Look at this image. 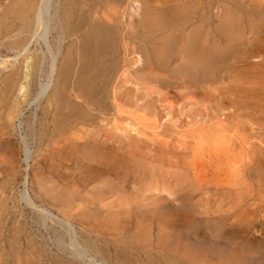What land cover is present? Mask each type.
Listing matches in <instances>:
<instances>
[{
    "label": "rangeland",
    "instance_id": "374dc122",
    "mask_svg": "<svg viewBox=\"0 0 264 264\" xmlns=\"http://www.w3.org/2000/svg\"><path fill=\"white\" fill-rule=\"evenodd\" d=\"M90 1L49 0L48 12L52 17L49 16L48 37L50 50L55 56V68L46 94L37 101H34L35 92L50 74L51 58L47 48L41 41L32 39L28 51L14 50L8 41L17 35H27L26 31L17 33V30H12L5 37L0 29V90L5 87L4 81L11 73L18 70L20 75L13 87L17 91H12L9 97L5 88L2 89L4 94L0 92V264L83 263L72 256L65 229L58 227L59 224L50 218L44 221L37 210L21 199L20 190L23 188L36 204L71 222L78 242L81 241L82 246H87V243L93 246L88 247L90 253L99 259L107 258L110 264H264V53H261L264 52V0H237L240 3L237 6L231 5L234 0L225 2L226 8H240L241 11L236 13L241 21L237 20L238 30L229 38V46L224 51L227 57L224 60L226 66H222V80L214 77L216 66H213L212 77L204 88L195 84L191 86L189 82L183 84L182 74L174 63L160 67L137 66L136 56L140 54L143 59H149L151 46L155 40L158 41V38H153L156 33L144 30L147 27L143 25L142 30H138L141 25L136 27L133 23L131 17L137 15L134 18H138L141 0L140 3L139 0H126V4L130 3H123L124 7L112 4L109 8V4L99 5L96 0ZM213 1L210 2L214 4V12L218 3ZM67 2L74 10L68 36L58 27L61 20L57 18ZM31 3L35 0H0V28L8 23L6 20L11 21L12 28H15V23L19 24L15 19L16 8L29 7ZM253 4L263 11L251 10ZM90 5L96 7L95 13ZM124 8L125 11L122 10ZM122 14L123 17L120 16ZM248 17L253 23L246 25ZM116 19L124 28L121 34L126 36L119 35L118 52L103 58L98 49L91 57L79 54L75 45L71 51L68 50L72 41L80 40L81 35L87 33V23L95 20L97 23L101 20L111 23ZM208 21L214 27L217 19L213 17ZM73 22L81 23L83 29H72ZM135 32L140 39L128 35ZM85 36L84 40L90 42ZM142 37L145 39L141 40ZM252 38L258 42L253 46L256 49L250 47ZM245 49L249 56L242 55H246ZM242 50L240 56L238 51ZM124 54L126 58L122 57ZM161 59L163 62L166 60ZM117 60L119 66H111ZM27 63L33 68H26ZM67 68L72 71L69 76H65ZM26 70L30 74L24 77ZM237 71L239 73H234ZM80 76L87 78L86 84ZM250 79H254L255 85ZM248 80L249 84H246ZM60 84L68 86L73 102L86 106L80 110L79 138L67 102L61 109L62 113L57 111L61 115L53 118L57 103L52 101V92ZM242 88L246 91L249 88V97H244L247 93ZM203 92L210 98H202ZM243 99L249 104H244ZM15 100L21 114L4 117L10 111L8 105ZM103 103L108 104L109 113L103 110ZM48 108L51 110L49 113L46 112ZM8 121H13V124L8 125ZM54 123H57L56 127ZM76 139L82 143L81 148L76 149L73 145ZM25 145L29 151L26 162L23 160ZM98 153L99 158L92 159ZM60 242L64 246L60 247ZM62 247L64 249L60 250Z\"/></svg>",
    "mask_w": 264,
    "mask_h": 264
},
{
    "label": "bare ground",
    "instance_id": "6f19581e",
    "mask_svg": "<svg viewBox=\"0 0 264 264\" xmlns=\"http://www.w3.org/2000/svg\"><path fill=\"white\" fill-rule=\"evenodd\" d=\"M92 1V0H91ZM90 1V2H91ZM98 3H100L99 5H102V4H109L108 8L110 6H112V4H116V5H121L123 6V3L126 2V0H96ZM130 1V0H129ZM128 1V2H129ZM211 0H141V4H140V9H139V12L138 13V18H134V16H137V15H132L131 18H133V23L135 24V26L137 27L138 25H141L139 26L140 28H138V30L141 29L142 25L147 27V29H144V30H150V31H153L154 33H156L153 38L154 39H157L158 38V41L155 40V42L152 44L153 46H151V57L148 59H143L142 56H140V54L138 56H136V64L137 66H169L170 64H173L175 66H178L180 73L182 74V78L181 81L183 84L186 85V82H189L188 84L191 83V86L192 84H195V85H199V86H203L204 87H207V83L208 81L211 79L212 77V67L213 66H216V72H215V78H218V79H221L222 75L224 76V73L221 74L222 72V66H226L225 64V54H224V51L226 50L227 48V45H228V40H230L229 38L232 37L233 34H235L234 32H237L236 29L238 26L236 25L237 23V13L236 11L240 10V8L238 10L233 9L234 7L233 6H237L239 5L240 3H238L237 0H234V2L232 1L231 5L233 6H229L230 8H226L225 7V2L226 1H229V0H216V11H212V2H210ZM213 1V0H212ZM215 1V0H214ZM213 1V2H214ZM241 1V0H240ZM66 2V1H65ZM63 2V3H65ZM75 2V1H74ZM78 2V1H77ZM87 2V1H86ZM93 2V1H92ZM96 2V3H97ZM131 2H134V1H131ZM140 3V0L138 1ZM157 2V3H155ZM221 2V3H220ZM73 3V2H72ZM97 3V4H98ZM111 3V5H110ZM130 3V2H129ZM128 3V4H129ZM249 3V2H248ZM253 3V2H252ZM32 5L29 6V7H21V8H16V12H15V19H18L19 20V24L18 23H15L17 24V26L15 28H12L13 27V24H11V21L9 20H6L8 21V23H6L3 28H0L2 29L1 30V33L3 34V36L7 37L8 34H10V32H12V30H17V33L20 32V30H24L26 31L25 33H27V35L25 36H18L17 37H13L10 42L8 41V43L10 44V46L12 48H19L20 51H28L29 50V47H30V42H32V39H34L35 41H41L43 43V45H45V47L47 48L46 50L49 52V65H50V74H49V78L47 79L46 82L44 83H41L40 86H39V89L37 90V92H35V96H34V101H37L39 100L42 96H44V94H46L47 90H48V87H49V81H50V77L52 75V72H53V69L55 68V56L53 55L54 53L51 52L50 49L51 48V45H50V42H49V37H48V33H49V0H35V3H31ZM96 4V5H97ZM126 4V3H125ZM124 4V5H125ZM126 4V5H128ZM228 4H230L228 2ZM247 4V3H246ZM27 5V4H26ZM62 5V4H61ZM60 5V6H61ZM85 5V4H84ZM114 5V6H116ZM133 5V3L131 4ZM139 5V4H138ZM214 5V4H213ZM257 5H261V4H257ZM256 5V6H257ZM18 6V5H17ZM16 6V7H17ZM92 7V5H90ZM107 6V5H106ZM251 7V5H249ZM254 7V4L252 5ZM262 6V5H261ZM260 6V7H261ZM62 7V6H61ZM64 7V6H63ZM88 7H89V4H88ZM87 7V8H88ZM100 7V6H99ZM124 7V6H123ZM243 7V6H242ZM83 8V7H82ZM93 8V7H92ZM107 8V9H108ZM116 8V7H115ZM126 8V7H125ZM125 8L122 9L125 11ZM129 8V7H128ZM215 8V7H214ZM55 9V8H54ZM58 9V8H57ZM62 9V8H61ZM60 9V11H61ZM75 9V8H74ZM89 9V8H88ZM100 9V8H99ZM112 9V8H110ZM118 9V8H117ZM264 9V8H263ZM263 9L259 8V7H254L252 8L251 10L253 11H256L258 13H261V11H263ZM59 10V9H58ZM103 10V9H102ZM121 9L119 8V11ZM248 10V9H247ZM247 10H246V13H247ZM8 11V10H7ZM58 11V12H60ZM73 6L69 4V2L66 3L65 7H64V10L61 14H59V17L57 18H60V22H61V26H58V27H61V31L65 32V34L68 36L69 33H70V24H71V17H72V14H73ZM91 11V10H90ZM93 13H95L97 10H96V7L92 9ZM99 11V10H98ZM138 11V10H137ZM241 11V10H240ZM13 12V11H12ZM52 12V11H51ZM102 12V11H101ZM105 12V11H103ZM107 12V11H106ZM114 12H115V9H114ZM120 12H123V11H120ZM56 13L57 15V12L54 11V14ZM116 13V12H115ZM131 13V12H130ZM249 13V11H248ZM251 13V12H250ZM249 13V14H250ZM263 13V12H262ZM13 14V13H12ZM77 14V13H76ZM80 14V13H79ZM113 13H111L112 15ZM129 13H127L128 15ZM136 14V13H135ZM52 15V14H51ZM91 15V14H89ZM102 15L104 16V13H102ZM106 15V14H105ZM109 15V14H108ZM241 16H243V14L241 13L240 14ZM253 15V14H252ZM255 15V14H254ZM6 15H4L5 17ZM55 16V15H54ZM58 16V15H57ZM79 16V15H78ZM92 16V15H91ZM90 16V17H91ZM107 16V15H106ZM121 17H123V14L120 15ZM264 16V15H263ZM3 17V18H4ZM52 17V16H50ZM109 17V16H108ZM121 17H118V18H121ZM215 17L217 19L216 21V25L214 27H211L209 25V19ZM255 17V16H254ZM83 18V17H82ZM107 18V17H106ZM117 18V17H116ZM125 18V17H124ZM123 18V19H124ZM131 18L129 20H131ZM2 19V17L0 18ZM77 19V18H76ZM115 19V18H114ZM113 19V20H114ZM242 19V18H241ZM245 19V18H244ZM248 20L246 21V25L248 24H251L253 23L252 21V18L251 17H248L247 18ZM261 19V18H260ZM112 20V19H111ZM118 20H121V19H118ZM258 20V19H257ZM256 20V22H257ZM239 21V20H238ZM241 21V20H240ZM239 21V22H240ZM122 22V21H121ZM213 22V21H212ZM10 23V24H9ZM13 23V22H12ZM75 23V22H73ZM90 23V22H89ZM124 23V22H123ZM244 23V22H243ZM4 24V23H3ZM83 24V23H82ZM131 24V23H130ZM211 24V22H210ZM87 27H85L87 30H86V39H87V36L88 38L90 39V42L87 40L85 41L84 39V35H81V39L80 40H76V41H72V44L69 45L68 47V50L71 51V48L75 45V48L77 50V52L81 55H87L89 57H91V55L93 54V52H95L96 49L100 50L101 53L103 54V58L105 56H108V55H111L112 53H114L116 51V46H117V42L120 40L119 38V35L120 37H122L123 34L122 31L124 28H121L119 25V21H117L116 19V22H105V21H102L100 23H97L96 20L95 22H92L90 24H86ZM0 26L2 27V25L0 24ZM241 26V25H240ZM245 26V25H244ZM243 26V28H244ZM52 27V26H51ZM84 28V29H85ZM240 28V27H239ZM246 28V27H245ZM257 28V27H256ZM264 29V27H262ZM72 29L76 30V31H80L83 29V25H81V23H78L77 24H73V27ZM242 29V28H241ZM248 29V27H247ZM142 30V29H141ZM144 30L142 32H144ZM238 30V29H237ZM56 31V30H55ZM137 31V30H136ZM145 31V32H146ZM264 31V30H263ZM62 32V33H63ZM141 31H139L140 33ZM239 32V31H238ZM245 32V31H244ZM124 33V32H123ZM131 33V32H130ZM148 33V32H147ZM143 34V33H142ZM22 35V34H21ZM64 35V34H63ZM80 35V34H79ZM125 35V33H124ZM123 35V36H124ZM130 35L131 38H139L140 37L138 36V34L135 32L133 34H128ZM146 35V34H145ZM143 34V36H145ZM161 35V37H160ZM238 35V33H237ZM261 35V34H260ZM10 36V35H9ZM159 36V37H158ZM239 36V35H238ZM250 36V35H249ZM253 36V35H252ZM74 37V36H73ZM126 37V36H124ZM150 37V36H149ZM245 37V36H244ZM258 37V36H257ZM260 37V36H259ZM3 38V37H2ZM148 38V37H147ZM152 38V37H151ZM239 38V37H238ZM246 38V37H245ZM251 38V36L249 37ZM255 39H257L256 37H254ZM262 38V37H261ZM261 38H259L261 42ZM31 39V41H30ZM145 38L142 37L141 40H143ZM264 39V38H263ZM262 39V40H263ZM122 40V39H121ZM134 40V39H132ZM140 40V41H141ZM147 40V39H146ZM235 40V39H234ZM233 40V41H234ZM135 41V40H134ZM139 41V40H138ZM232 41V40H231ZM256 41V40H255ZM254 39L252 38V41L250 42V47L251 49L255 48L253 47L255 44H258V42L256 41L255 42ZM149 42V41H148ZM235 42V41H234ZM244 42V41H243ZM249 42V41H248ZM40 43V44H42ZM125 43V42H124ZM139 43V42H138ZM146 42H144L145 44ZM150 43H152L150 41ZM242 43V42H241ZM262 43V42H261ZM259 43V46L260 44ZM8 44V45H9ZM127 44V43H126ZM125 44V47L127 46ZM142 44V43H141ZM243 44V43H242ZM121 45V44H120ZM124 45V44H123ZM138 45V44H137ZM232 45L234 46V43H232ZM249 45V44H247ZM229 46V45H228ZM236 46V45H235ZM147 47V45H146ZM237 47V46H236ZM241 47V46H239ZM238 47V49H239ZM248 47V46H247ZM246 47V49H247ZM249 47V48H250ZM74 48V47H73ZM118 48V47H117ZM123 48V46L121 47ZM129 48V47H128ZM127 48V49H128ZM149 48V47H148ZM261 48V46H260ZM259 48V49H260ZM125 49V48H124ZM135 49V48H134ZM141 49V48H140ZM147 49V48H146ZM237 49V50H238ZM241 49H243L241 47ZM245 49V51H246ZM256 49V48H255ZM258 49V50H259ZM129 50V49H128ZM139 50V49H138ZM150 50V49H148ZM235 50V49H234ZM232 50V51H234ZM244 50V49H243ZM243 50L242 51H238L240 56H241V53H243ZM99 51V52H100ZM122 51V50H121ZM127 51V50H125ZM130 51V50H129ZM248 53L249 52V49H247ZM247 51L245 52L246 55L242 54L244 57L248 55ZM257 51V50H256ZM14 52V51H13ZM46 52V51H45ZM118 52V51H116ZM128 52V51H127ZM139 52V51H138ZM237 52V51H235ZM252 52H255V51H252ZM124 51L122 52V55H123ZM133 53V52H132ZM261 53H264V52H261ZM48 54V53H47ZM127 54V53H126ZM130 54V53H129ZM148 54V53H147ZM258 54V53H257ZM43 55H45V53H43ZM237 55V53L235 54ZM253 55V54H252ZM262 54H260L261 56ZM17 56V55H16ZM47 56V55H46ZM46 56H43V57H46ZM94 56V54H93ZM118 56V55H117ZM126 56H129V55H126ZM229 56V55H228ZM249 56V55H248ZM256 56V55H255ZM254 56V57H255ZM258 56V55H257ZM83 57V56H82ZM122 57H125V54L124 56ZM227 57V56H226ZM232 57V56H231ZM230 57V58H231ZM234 57V56H233ZM242 57V58H244ZM252 57V58H254ZM259 57V56H258ZM108 58V57H107ZM106 58V59H107ZM126 58V57H125ZM161 58H164L166 59L165 62H163ZM241 58V57H240ZM241 58V59H242ZM247 58V57H246ZM250 58V57H249ZM263 58V56H262ZM28 59V58H27ZM31 59V58H30ZM40 59V58H39ZM48 58H46L47 60ZM79 59V58H77ZM105 59V60H106ZM114 59V58H112ZM122 59V58H121ZM124 59V58H123ZM129 58L127 57V60ZM135 59V58H134ZM236 59V58H235ZM69 60V59H68ZM86 60H89V59H86ZM91 60V59H90ZM104 60V61H105ZM125 60V59H124ZM246 60V59H244ZM243 60V61H244ZM263 60V59H262ZM28 61V60H27ZM33 61V60H32ZM80 61V60H79ZM78 61V62H79ZM103 61V62H104ZM121 61V60H120ZM126 61V60H125ZM233 61V60H232ZM236 61V60H235ZM234 61V62H235ZM239 61V60H238ZM241 61V60H240ZM92 62V61H91ZM111 62V61H110ZM134 62V61H133ZM231 62V61H230ZM229 62V63H230ZM248 62H249V59H248ZM70 63V62H69ZM72 63V62H71ZM119 63V60L117 61H114L111 63V66H119L118 65ZM124 63V62H123ZM135 63V62H134ZM239 63V62H238ZM256 63V62H255ZM254 63V64H255ZM26 64V63H25ZM28 64V63H27ZM76 64V63H75ZM80 64L82 65L81 61H80ZM102 64V63H101ZM109 64V63H108ZM107 64V65H108ZM125 64V63H124ZM123 64V66H124ZM237 64V63H236ZM240 64V63H239ZM249 64V63H248ZM261 64V62H260ZM29 65V64H28ZM25 66L26 68H29V66ZM73 65V64H72ZM77 65V64H76ZM135 65V64H134ZM173 65V66H174ZM233 65V64H232ZM96 66V65H95ZM240 66V65H239ZM91 67V66H90ZM93 67V66H92ZM232 67V66H231ZM22 68V67H21ZM20 68V69H21ZM30 68H33V67H30ZM29 68V70H30ZM78 68V67H77ZM153 68V67H152ZM158 68V67H157ZM230 68V66H229ZM236 68V67H234ZM239 68V67H238ZM16 69V67H15ZM63 69V68H62ZM68 69V68H67ZM93 69V68H92ZM112 69V68H111ZM161 69V68H160ZM32 70V69H31ZM94 70V69H93ZM99 70V69H97ZM101 70V69H100ZM113 70V69H112ZM243 70V69H242ZM84 71V70H83ZM92 71V70H91ZM95 71V70H94ZM224 71V70H223ZM25 72V74H24ZM22 72V74H24V77H27L29 74H28V71H24ZM31 72V71H30ZM72 72V71H71ZM68 70H66L65 72V76H69L70 73H71ZM100 72V71H99ZM98 72V73H99ZM112 72V71H111ZM232 72V71H230ZM253 72V71H252ZM263 72V70H262ZM21 73V71H20ZM114 73V72H113ZM234 73H239L238 71L237 72H234ZM83 74V73H82ZM87 74V73H86ZM111 74V73H110ZM252 74V73H251ZM250 74V78L252 77V75ZM260 74V73H259ZM263 75V73H261ZM19 75V72L18 70L14 71V73H11V75L6 79L5 84L3 86V88H5V92H6V96L9 97L11 96V94L13 93L12 91L16 90L14 89L13 90V87H14V83H15V79H17ZM73 75V74H72ZM80 75V74H79ZM100 75V74H99ZM112 75V74H111ZM20 76V75H19ZM31 76V75H30ZM29 76V77H30ZM104 76V75H103ZM108 76V75H106ZM226 76V75H225ZM246 76V75H245ZM260 76V75H259ZM258 76V77H259ZM264 76V75H263ZM91 77V76H90ZM247 77V76H246ZM67 78V77H66ZM81 78V76H80ZM79 78V79H80ZM109 78V77H108ZM28 79V78H27ZM65 79V78H64ZM81 81H85L87 82V78L83 77L80 79ZM89 80V79H88ZM95 80V78H94ZM100 80V79H98ZM215 80V79H214ZM222 80V79H221ZM241 80V79H240ZM254 80V79H253ZM253 80L250 79V81L253 82ZM20 81V79H19ZM26 81V80H25ZM24 81V82H25ZM70 81H73V80H70ZM90 81V80H89ZM243 81V80H242ZM84 82V83H85ZM93 82V81H92ZM105 82V81H104ZM246 84L248 82L249 84V80L248 81H245ZM251 82V83H252ZM256 82V81H255ZM19 83V82H18ZM63 83V82H62ZM75 83V82H74ZM96 83V82H95ZM94 83V84H95ZM262 83V82H261ZM260 83L261 86H263L262 84ZM23 84V83H22ZM76 84V83H75ZM86 84V83H85ZM237 84V83H236ZM235 84V85H236ZM242 84V83H241ZM253 84L255 85V83L253 82ZM252 84V86H253ZM264 84V83H263ZM24 85V84H23ZM27 85V84H26ZM98 85V84H97ZM100 85V84H99ZM210 85V83H209ZM234 85V84H233ZM244 85V84H243ZM259 85V86H260ZM103 86V85H102ZM224 86V85H223ZM237 86V85H236ZM242 86V85H241ZM250 86V87H252ZM257 86V84H256ZM255 86V87H256ZM26 87V86H25ZM24 87V88H25ZM72 87V86H71ZM188 87V86H187ZM210 87V86H208ZM231 87V86H230ZM229 87V88H230ZM243 87V86H242ZM1 88H2V85H1ZM2 88V89H3ZM18 88V87H17ZM97 88V87H96ZM99 88V87H98ZM213 88V87H212ZM235 88V86L233 87ZM237 88V87H236ZM2 89L0 90V92L2 91ZM20 89V88H19ZM88 89V88H87ZM107 89V88H106ZM244 89L243 91L244 92H249V88L248 90L246 91L245 89L246 88H242ZM251 89V88H250ZM22 90V89H21ZM69 88L68 86L66 85H61L60 84V87L58 88H54L53 92H52V98L53 100L52 101H56V106H55V110L56 112L57 111H61V109H63V105L65 106V103L67 102V105L70 106L69 108V115L72 116L71 119L73 118L72 122H74V127L76 128V136L77 138H79V133H78V129L77 126H79V116H80V110H81V107L82 105L78 104V103H75L71 100V96H70V92H69ZM98 90V89H97ZM100 90V89H99ZM212 90L209 88V91ZM4 91V90H3ZM2 91V93H3ZM17 91V90H16ZM76 91V89H75ZM78 91V90H77ZM76 91V92H77ZM81 91V90H80ZM93 91V90H92ZM113 91V90H112ZM186 91V90H185ZM208 91V90H207ZM213 91V90H212ZM211 91V92H212ZM227 91V90H226ZM225 91V92H226ZM232 91V90H231ZM229 91V92H231ZM238 91V90H237ZM253 91V90H252ZM21 92V91H20ZM98 92V91H97ZM193 92V91H192ZM201 92V91H200ZM206 92V90H205ZM235 92V91H234ZM79 92H77L76 94H78ZM209 93V92H208ZM215 93V92H214ZM233 93V92H232ZM243 93V92H242ZM251 93V91L249 92ZM4 94V93H3ZM2 94V95H3ZM18 94V93H16ZM21 94V93H20ZM19 94V95H20ZM101 94V93H100ZM105 94V93H104ZM194 94V92H193ZM200 94V93H199ZM202 98H205L207 96V94H205L206 96H204V92L202 93ZM210 94V93H209ZM220 94V93H219ZM223 94V93H222ZM228 94V93H227ZM237 94V93H235ZM234 94V95H235ZM240 95V93H238ZM93 95V94H92ZM106 95V94H105ZM212 95H214L212 93ZM231 95V94H230ZM238 95V97H239ZM246 95V96H245ZM244 97L247 98L249 97L248 93L245 94ZM5 96V95H4ZM84 96V95H83ZM116 96V95H115ZM197 96V95H196ZM204 96V97H203ZM237 96V95H236ZM14 97H16L15 93H14ZM23 97V96H22ZM102 97V96H101ZM221 97V96H220ZM252 97V96H251ZM250 97V98H251ZM75 98V97H74ZM88 98V96H87ZM206 98H210V97H206ZM213 98V97H212ZM243 98V97H242ZM5 99V98H4ZM3 99V101H4ZM12 99V98H11ZM79 99V98H78ZM81 99V98H80ZM91 100V98H89ZM241 99V98H240ZM239 99V100H240ZM10 100V99H9ZM17 100V99H16ZM12 101L10 102V105H8L9 107V110L7 113H6V116L4 117H11V114L13 113H17V115H20L21 114V109H19L20 107H18V103L17 101ZM74 100V99H73ZM77 100V99H76ZM106 100V99H105ZM203 100V99H202ZM229 100V99H228ZM231 100V99H230ZM234 100V98H233ZM233 100H232V103H233ZM237 100V101H239ZM244 100V99H243ZM249 100V98H248ZM252 100V99H251ZM18 101H21L19 98H18ZM49 101V100H48ZM64 101V103H62ZM78 101V100H77ZM113 101V100H112ZM111 101V102H112ZM204 101V100H203ZM221 101V100H220ZM242 101V99H241ZM245 101V100H244ZM6 102V101H5ZM92 102V101H90ZM105 102V101H103ZM240 102V101H239ZM62 103V104H61ZM93 103V102H92ZM101 103V102H100ZM237 103V102H236ZM245 103H248V102H244ZM4 104V103H2ZM48 104V103H47ZM109 104V102H108ZM107 103H103L101 104L103 110L105 112H108L110 111L109 110V106H108ZM120 104V103H119ZM133 104V103H132ZM229 104V103H228ZM235 104V103H234ZM241 105V103H239ZM249 104V103H248ZM118 105V104H117ZM116 105V106H117ZM4 106V105H3ZM51 106L52 103H51ZM67 106V107H68ZM100 106V105H99ZM115 106V107H116ZM243 106V105H242ZM86 107V106H84ZM82 107V108H84ZM98 107V105H97ZM237 107V106H236ZM244 107V106H243ZM246 107V106H245ZM256 107V106H255ZM1 108V107H0ZM118 108V107H117ZM116 108V109H117ZM239 108V107H238ZM237 108V109H238ZM247 108V107H246ZM115 109V110H116ZM120 109V108H119ZM118 109V110H119ZM236 109V110H237ZM1 110V109H0ZM8 110V109H7ZM87 110V109H86ZM92 110V109H91ZM114 110V109H113ZM144 110V109H143ZM242 110V109H241ZM51 110H49V108L46 110L47 113H49ZM63 111V110H62ZM61 111V113H62ZM152 111V110H151ZM154 111V110H153ZM238 111V110H237ZM252 111V110H250ZM56 112H52L53 113V118H56L58 117V114L61 115V113H56ZM93 112V111H92ZM97 112V111H96ZM104 112V113H105ZM213 112V111H212ZM261 112V111H260ZM259 112V113H260ZM2 113V112H1ZM5 113V112H3ZM109 113V112H108ZM108 113H105V114H108ZM254 113V112H253ZM101 114V113H100ZM200 114V113H199ZM198 114V116H199ZM212 114V113H211ZM210 114V115H211ZM215 114V113H213ZM231 114H234V113H231ZM1 115V114H0ZM15 115V114H14ZM52 115V114H51ZM63 115V114H62ZM104 115V114H103ZM204 115V114H203ZM209 115V114H208ZM207 115V116H208ZM230 115V114H229ZM252 115V114H251ZM206 116V117H207ZM213 116V115H212ZM215 116V115H214ZM228 116V115H227ZM234 116H237V115H234ZM233 116V117H234ZM81 117V116H80ZM92 117V116H91ZM204 117V116H203ZM205 117V119H206ZM211 117V116H210ZM209 117H207L208 119ZM258 118V117H257ZM4 119V118H3ZM115 119V118H114ZM200 119V118H199ZM204 119V120H205ZM224 119V118H223ZM230 119V118H229ZM2 120V119H1ZM5 120V119H4ZM8 120V119H7ZM60 120V119H59ZM58 120V121H59ZM86 120V119H85ZM84 121V120H83ZM257 121V120H256ZM9 122V121H8ZM13 122V121H10L9 123H7L8 125ZM52 122V121H51ZM217 122V121H216ZM87 123V122H86ZM106 123V122H105ZM123 123V122H121ZM208 123V122H206ZM218 123V122H217ZM13 124V123H11ZM57 124V123H56ZM56 124L54 123L55 127H56ZM209 124V123H208ZM219 124V123H218ZM2 125V124H1ZM60 125H63L62 123ZM66 125V123H65ZM69 125V124H68ZM115 126V125H114ZM209 126V125H208ZM211 126V125H210ZM12 127V126H11ZM121 127V126H120ZM226 127V126H225ZM5 128V126H4ZM88 128V127H87ZM91 128V127H90ZM94 128V127H93ZM127 128V127H126ZM262 128V127H261ZM62 129V128H60ZM122 129V127H121ZM226 129V128H225ZM56 130H58L56 128ZM123 130V129H122ZM121 130V131H122ZM126 130V129H124ZM206 130V129H205ZM74 131V130H73ZM81 131V130H80ZM94 131V130H93ZM15 132V131H14ZM125 132V131H124ZM123 132V133H124ZM235 133V132H234ZM128 134V133H127ZM211 136V135H210ZM251 136V135H250ZM2 137V136H1ZM52 137V136H51ZM68 137V136H67ZM200 137H202L200 135ZM230 137V136H229ZM245 137V136H244ZM132 138V137H131ZM134 138V137H133ZM23 139V138H22ZM51 139V138H50ZM70 139V138H69ZM201 139V138H200ZM251 139V138H250ZM211 140V139H210ZM244 140V139H243ZM52 141V139H51ZM214 141V139H213ZM222 141V140H221ZM224 141V140H223ZM245 141V140H244ZM250 141V140H249ZM93 142V141H92ZM135 142V141H134ZM198 142V141H197ZM200 142V141H199ZM212 142V141H211ZM242 142V141H241ZM2 143V142H1ZM24 143V142H23ZM71 143V142H70ZM87 143V142H86ZM98 143V142H97ZM97 143H94L96 145H98ZM201 143V142H200ZM227 143V141H226ZM243 143V142H242ZM241 143V144H242ZM252 143V142H251ZM59 144V143H58ZM67 144V143H66ZM84 144V143H83ZM139 144V143H138ZM194 144V143H193ZM3 145V144H2ZM65 145V144H64ZM73 145L76 147V149L78 148H81L82 147V143L79 142L77 139L73 142ZM96 145H93L96 146ZM100 145V144H99ZM98 145V146H99ZM57 146V145H56ZM61 146V145H60ZM102 146V145H101ZM198 146V145H196ZM100 147V146H99ZM95 148V147H94ZM131 148V147H130ZM231 148V147H230ZM100 149V148H99ZM85 150V149H84ZM222 150V149H221ZM254 150V149H253ZM23 151V150H22ZM65 151V150H63ZM94 151V150H93ZM92 151V152H93ZM97 150H95L96 152ZM103 151V150H102ZM101 151V152H102ZM210 151V150H209ZM251 151V150H250ZM249 151V152H250ZM257 151V150H256ZM73 152V151H72ZM89 152V151H88ZM99 152V151H98ZM161 152V151H160ZM55 153V152H54ZM97 153V152H96ZM106 153V152H105ZM196 153V152H195ZM199 153V152H198ZM227 153V152H225ZM87 154H91V153H87ZM87 154H86V157H87ZM101 154V153H100ZM103 154V153H102ZM101 154V155H102ZM112 154V153H111ZM221 154V153H220ZM234 154V153H233ZM85 155V153H84ZM75 156V154H74ZM93 156V155H92ZM99 153L98 154H95V157H93L92 159H98L99 157ZM225 156H230V155H225ZM103 157H104V154H103ZM156 157V156H155ZM211 157V156H209ZM232 157V156H231ZM248 157V156H247ZM27 158H29V151H28V147L25 145L24 147V158L23 160L26 162ZM199 158V157H198ZM229 158V157H228ZM251 158V157H250ZM91 159V158H90ZM196 159V157H195ZM239 159V158H238ZM1 160V159H0ZM78 160V159H77ZM251 160V159H250ZM103 161V159H102ZM242 161V160H241ZM98 162V161H96ZM101 162V161H100ZM104 162V161H103ZM201 162V161H200ZM203 162V161H202ZM102 163V162H101ZM195 163V162H194ZM232 163V162H231ZM27 164V163H26ZM193 164V163H192ZM248 165V164H247ZM115 166V165H114ZM193 167V166H192ZM239 167V166H238ZM244 168V167H243ZM239 170V169H238ZM236 171V170H235ZM252 172V171H250ZM102 173V171H101ZM243 173V172H242ZM236 174V173H235ZM245 175V174H244ZM256 175V174H255ZM79 176V175H78ZM80 177V176H79ZM237 177V176H236ZM235 177V178H236ZM76 179V177H75ZM82 179V178H81ZM202 179V178H201ZM200 179V180H201ZM218 179V178H217ZM247 179V178H246ZM26 181V178H24V183ZM199 181V180H198ZM244 182V181H243ZM222 183V182H221ZM225 185V184H224ZM201 186V185H200ZM226 188V187H225ZM223 192V191H222ZM60 194V193H59ZM48 195V193H47ZM20 197L21 199L29 206H31V208L35 209V211L37 210V212L42 216L43 220L45 221L47 218H50L52 219L53 223H57L59 224L58 227H62L65 229L66 233L68 234L69 236V246L70 248L72 249V256L74 258H77L79 260H81V262H83L84 264H110L108 261H107V258L104 259L103 258H97L96 255L93 256L91 253H90V250L88 249V247H93V246H88V243H87V246H82L81 245V241L78 242V239H76V232H75V228L73 226V224L71 222H69L68 220H65L60 217H58L56 214H54L53 212H51L49 209H47L46 207H42V206H39L38 204H36L34 202V200L31 198V196H29V194L27 193L26 189L23 188L22 190H20ZM243 198V197H242ZM221 199V198H220ZM152 206V205H151ZM150 206V207H151ZM149 207V208H150ZM159 207V205H158ZM158 209V208H157ZM162 210V209H161ZM159 212V211H158ZM167 212V211H166ZM230 213V212H228ZM143 214V213H142ZM149 216V215H148ZM168 216V215H167ZM68 217V216H67ZM157 220V219H156ZM166 220V219H165ZM224 220V219H223ZM167 221V220H166ZM157 222V221H156ZM43 223V221H42ZM46 223V222H45ZM43 223V224H45ZM160 223V222H159ZM46 225H48L46 223ZM161 225V223H160ZM216 225V224H215ZM145 226V225H144ZM47 227V226H46ZM176 229V228H175ZM63 230V229H62ZM170 230V229H169ZM188 235V234H187ZM185 235V236H187ZM200 236V235H199ZM90 240V239H89ZM58 241V240H57ZM61 241V240H60ZM65 241V239H64ZM216 241V240H215ZM59 242V241H58ZM84 242V241H83ZM80 243V244H79ZM59 244V243H58ZM66 244V242H65ZM84 244V243H83ZM178 244V243H177ZM185 244V243H184ZM60 247L61 246H64V244L62 242H60ZM93 245V244H92ZM57 246V245H56ZM67 246V245H66ZM95 246V245H94ZM162 246V245H161ZM165 246V245H164ZM59 247V246H58ZM184 247V246H183ZM186 247V246H185ZM68 248V247H67ZM103 248V247H102ZM198 248V247H196ZM64 249L63 247L60 249L62 250ZM93 249V248H92ZM171 249V248H170ZM169 248L167 250H170ZM187 249V248H185ZM195 249V248H194ZM94 250V249H93ZM105 250V249H104ZM165 250V249H164ZM177 251V250H176ZM184 251V250H183ZM190 251V250H189ZM188 251V253H189ZM65 252V251H64ZM165 253L167 252L166 250L164 251ZM171 252V251H170ZM169 253V252H168ZM193 254V252H191ZM69 254V253H68ZM162 254V253H161ZM160 254V256H161ZM170 254V253H169ZM173 254V253H172ZM120 255V254H119ZM168 255V254H167ZM174 255L176 257H178L175 253ZM173 255V256H174ZM196 254H194L195 256ZM219 256V254H216ZM172 256V255H171ZM174 256V257H175ZM202 256V255H201ZM225 256V255H224ZM164 257V256H163ZM197 257V256H196ZM196 257L194 259H196ZM217 257V256H216ZM220 257V256H219ZM223 257V256H222ZM131 258V257H130ZM137 258V257H135ZM160 258V257H159ZM199 258V257H198ZM197 258V259H198ZM231 258V257H230ZM132 259V258H131ZM48 260V259H47ZM138 260V259H137ZM175 260V259H173ZM191 260V259H190ZM200 260V259H199ZM204 260V259H203ZM59 261V260H58ZM48 262V261H47ZM63 262V261H62ZM80 262V261H79ZM30 263V262H29ZM58 263V262H57ZM82 263V264H83ZM169 263V262H168ZM33 264V263H32ZM154 264V263H153ZM162 264V263H160Z\"/></svg>",
    "mask_w": 264,
    "mask_h": 264
}]
</instances>
